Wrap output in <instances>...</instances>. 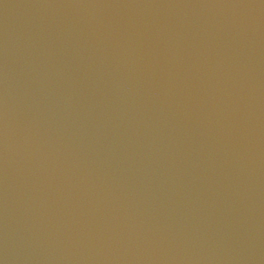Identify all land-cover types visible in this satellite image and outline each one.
<instances>
[{
  "label": "water",
  "instance_id": "water-1",
  "mask_svg": "<svg viewBox=\"0 0 264 264\" xmlns=\"http://www.w3.org/2000/svg\"><path fill=\"white\" fill-rule=\"evenodd\" d=\"M0 264H264V0H0Z\"/></svg>",
  "mask_w": 264,
  "mask_h": 264
}]
</instances>
